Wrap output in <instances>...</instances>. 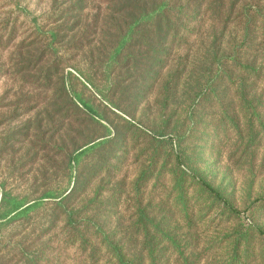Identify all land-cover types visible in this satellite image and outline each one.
<instances>
[{
  "label": "rangeland",
  "instance_id": "obj_1",
  "mask_svg": "<svg viewBox=\"0 0 264 264\" xmlns=\"http://www.w3.org/2000/svg\"><path fill=\"white\" fill-rule=\"evenodd\" d=\"M167 1L0 0V264H264V0Z\"/></svg>",
  "mask_w": 264,
  "mask_h": 264
},
{
  "label": "trees",
  "instance_id": "obj_2",
  "mask_svg": "<svg viewBox=\"0 0 264 264\" xmlns=\"http://www.w3.org/2000/svg\"><path fill=\"white\" fill-rule=\"evenodd\" d=\"M130 26L126 36L122 39V43L117 50V54L121 49L126 46L127 42L130 44L133 42V37L140 34L139 28H152L158 30H164L163 36L166 42H169L170 32L174 28L176 33V27L178 24L174 22V18L177 16L174 14L173 9L170 7V3L167 0H130ZM157 30V31H158ZM156 31V32H157ZM87 112L94 114L92 107L82 100H77ZM97 145H91L85 147V149L75 152L71 158L70 163L79 165L81 160L89 153H91ZM205 184V183H204ZM208 188L209 186L205 184ZM210 189V187L208 188ZM210 191H212L210 189ZM214 192V191H212ZM218 197V195H216ZM55 193H48L44 197L36 201H28L25 197L12 196L6 191L0 189V224L12 223L23 218H27L31 213L41 209L44 206L46 200L56 199Z\"/></svg>",
  "mask_w": 264,
  "mask_h": 264
}]
</instances>
